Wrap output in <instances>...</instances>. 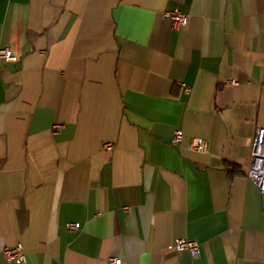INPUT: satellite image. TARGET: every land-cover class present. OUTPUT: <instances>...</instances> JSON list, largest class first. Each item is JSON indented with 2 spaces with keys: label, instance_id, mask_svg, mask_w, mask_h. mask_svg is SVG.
Instances as JSON below:
<instances>
[{
  "label": "crops",
  "instance_id": "1",
  "mask_svg": "<svg viewBox=\"0 0 264 264\" xmlns=\"http://www.w3.org/2000/svg\"><path fill=\"white\" fill-rule=\"evenodd\" d=\"M4 46L0 264H264V0H0Z\"/></svg>",
  "mask_w": 264,
  "mask_h": 264
},
{
  "label": "built area",
  "instance_id": "2",
  "mask_svg": "<svg viewBox=\"0 0 264 264\" xmlns=\"http://www.w3.org/2000/svg\"><path fill=\"white\" fill-rule=\"evenodd\" d=\"M162 15L170 20L173 29L186 26L189 22V15L182 13L177 8L164 10ZM0 59L14 60L17 57L11 52L9 46H4L0 48ZM231 82L235 83V81ZM182 137V130L176 129L172 134L171 142L174 144L181 143ZM186 148L204 152L207 150V143L202 139H193L186 144ZM246 176L261 192H264V125L256 127L252 137ZM124 208L127 209L128 207L125 206ZM66 227L74 230L79 227V223L69 222ZM173 246L177 250H187L192 258H196L200 254L199 243L194 239L178 237L174 240ZM1 253L4 259L10 263L22 264L26 260L25 251L20 243L5 245L1 249ZM109 262L111 264H121V259L119 257H110Z\"/></svg>",
  "mask_w": 264,
  "mask_h": 264
}]
</instances>
